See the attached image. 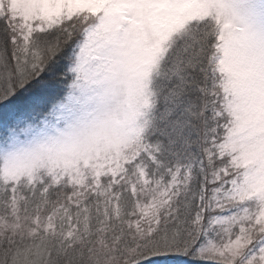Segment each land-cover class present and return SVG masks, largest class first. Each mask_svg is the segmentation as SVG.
<instances>
[{
    "label": "snow or ice",
    "instance_id": "6c2138e0",
    "mask_svg": "<svg viewBox=\"0 0 264 264\" xmlns=\"http://www.w3.org/2000/svg\"><path fill=\"white\" fill-rule=\"evenodd\" d=\"M0 264H264V0H0Z\"/></svg>",
    "mask_w": 264,
    "mask_h": 264
}]
</instances>
